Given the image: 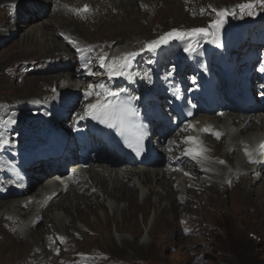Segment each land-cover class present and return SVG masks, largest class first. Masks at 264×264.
Returning <instances> with one entry per match:
<instances>
[{"label":"rangeland","instance_id":"obj_1","mask_svg":"<svg viewBox=\"0 0 264 264\" xmlns=\"http://www.w3.org/2000/svg\"><path fill=\"white\" fill-rule=\"evenodd\" d=\"M8 1L0 0V36H2V39L0 38V104L9 105L10 111L12 107L19 104L23 105L39 99H48L56 87L62 86L66 88L70 83L76 85L78 80L82 85L79 86L77 84L78 88L80 87L81 90L85 89L86 87L84 86L92 83V79L96 78L97 70L109 67L108 60H111L113 52L120 48L131 50L124 59L129 56L134 57L140 51L146 52L148 50L153 51L155 56H158L157 47L169 40L184 43V46L191 45L192 41H184L189 35L190 37L193 36L194 39H198V44L202 48L203 41L192 33L208 31L207 35H209V38L206 41V51L202 59H205L206 63L210 59L212 63L216 62L219 64V58H223L226 52L220 53L218 57L211 56L212 47L210 43H212L213 39L216 40L215 47L219 46L225 32H227L224 42H230L234 50L229 51V54L234 57L238 44L241 45L246 39L248 29L254 28L255 32L252 37L255 42L249 46L248 53L253 57L254 52L258 50V56L264 58V45L257 46L258 40L264 41V30H259L264 24V0H117L115 1L117 2L115 4L117 8H112V10L109 6L106 7L107 2L103 1H100L101 5L104 4L103 10H101L97 0L93 3L91 0H69V5L71 4V6H67L66 4L68 3H60L62 5L59 9L63 10L62 14L59 12L58 2H56V5L55 0H49L50 4L46 5L45 9H42V14L46 12L44 14L46 18L44 16L33 17L30 24V21L25 20L28 16L25 15L24 18H19L18 12L13 11L10 14V19L18 20L15 25L8 23L9 25L7 26V22H9V7L20 5L16 0ZM83 1H86L85 4L87 5L80 7L82 11H74L82 5ZM93 5L94 9H92ZM51 6H57L52 11L54 9L58 10L48 17L47 13L51 10ZM90 9L95 11V16L91 18L89 17ZM78 12L85 13L84 19L80 18L81 15ZM77 17H79L78 20L75 19ZM38 18L46 19L40 23L51 21L55 25L54 30H49V25H46L47 34L43 33L40 27L41 24L34 23ZM99 18H103V20L98 21ZM3 20L6 21L3 22ZM71 20L82 23L81 25L79 24L78 29H75L74 25L71 26ZM221 27H226V30L221 40L218 41L216 33ZM235 27H237L234 32L236 40L233 39L232 31L228 30L229 28L235 29ZM60 28L61 31H59ZM131 28L135 29V31L133 29L130 31ZM27 30H30V33L35 35L37 39L47 40L41 42V46L16 44L17 41L21 42L20 36ZM65 30L69 31L70 36L78 41L91 42L90 46L80 48L75 44H70L69 41L66 42V38L63 39L64 45L62 46L60 36H63L62 33H65ZM210 32L212 35H210ZM11 33L14 35H10ZM3 34L6 37H3ZM5 38L6 40H4ZM133 42H135L134 48L132 47ZM246 43L244 42V44ZM226 45L223 46L228 48ZM59 47L61 54L56 55L59 52L48 54L54 49H59ZM78 49L83 55L86 56L89 52L92 56L87 60L92 65H88L84 72L86 78L83 80L68 76V73H73L76 70L75 64L78 62L76 51ZM65 54L67 56L72 55L67 63L66 61L62 62ZM183 54L184 52H181L175 57ZM44 55L48 56L43 57ZM54 55L60 57L61 64L51 60L56 59ZM38 57H41L39 61ZM139 57L141 59L143 56L140 54ZM48 58L50 60L49 64H42ZM241 58L245 59L246 55H241ZM257 59L259 60L260 58ZM180 63L187 66L192 65L189 57L186 58L185 62L180 61ZM154 64L156 65V61H154ZM72 65L74 66L71 67ZM196 66L198 68L199 66L201 67V61L196 62ZM32 67V72H25V69ZM47 78H61L62 83L57 82V86L53 84L41 86L40 83L29 85V87L23 86V82L28 83L37 79ZM13 116V113L0 115V122ZM230 117L232 116L230 115ZM235 123H237V120ZM231 127V130L235 133L236 129L233 126ZM192 137L204 140V136L196 133L189 125L179 137L175 138L170 149L165 153L164 161H171V165L166 167L162 164V168H171L178 171L179 176H176L178 181L183 177L184 169H181L183 163H190V159L181 157L183 153L189 150L190 138ZM177 140L182 141L184 149L182 154L171 152L172 148L176 146ZM213 140L218 142L219 137ZM207 152L209 153L210 149ZM207 159H210V157H205L203 162L211 164ZM219 162L224 163L223 159H220ZM212 166L215 167L214 165ZM109 168L124 170L115 166H109ZM215 169L217 168L215 167ZM200 170L206 173L203 169ZM199 176L204 180L203 184L206 185V188L203 189L206 197L215 196V193L210 192V186L213 185L212 180L202 173ZM254 176V174H250V177ZM232 177L234 178V175ZM135 179L136 177L133 178V183L138 188L135 202L142 206L147 188L136 183ZM185 180L179 186V190L181 191L184 187L183 191H181L184 202L191 200L190 195H187V193L193 191L192 202H190L193 205H179L183 200L171 195L169 199L173 200L174 206L177 207L180 214L173 215V218L170 216L167 221L162 220L163 222L159 223L158 219H156V214L159 211L154 210L155 197H153V194L145 202L148 205L146 215H143L138 209L130 207L129 211L126 212L127 219L125 218L124 220L121 217L120 210L124 206L126 207V203H114L112 200L107 199L102 192L98 191V198H100L105 207L100 205L105 210L104 214L100 210L97 212L101 220L97 221L94 217L88 216L85 220L86 222L76 221L75 227L78 230L68 229L69 234L71 233L70 236H52L50 234L42 239L40 234H34L32 236L38 237V245L35 248L38 253L33 250L34 253L30 259L21 257L22 260L19 254H15L14 262L12 263L3 260L8 259L7 257L3 259L0 257V264H21L23 262L24 264H252L255 259L263 264L264 212L260 215L250 206L245 207L244 204L253 200L258 202V197L259 199L264 198V188L260 190L258 196L254 195L251 199L244 201L240 191L226 192L225 195L220 194L219 198L228 197L225 201L226 204L224 203L222 206V212L219 213L212 210L208 205L206 206V203L203 202L206 200L203 194L201 200L198 197H194V195H198L196 192L199 189L198 186H194V184L197 185V176L191 175L190 179ZM262 180L263 178L257 179L252 187L257 188ZM229 181L228 179L224 180L223 186L225 185L228 189H231L234 184L230 187L233 182L231 178H229ZM168 187L167 184H161L160 188L156 189V196L160 195L163 198ZM105 192L108 194L109 190L106 189ZM81 193L80 191L79 194ZM87 194L85 193L84 195ZM11 199L13 198L0 201V212L3 206H6V201L8 205H11ZM74 199L78 200V198ZM80 203L82 202L80 201ZM89 203L91 201H86V204ZM162 207L169 209L170 204L166 202L162 204ZM61 208L64 212L67 211L63 206ZM71 208L68 203L66 209H69V217L71 214L75 215L77 213ZM116 209L118 212H116ZM60 214L61 212L54 208L48 212V217L60 216ZM66 220L70 221V219L65 218L62 221V227L65 229L68 225ZM49 222L50 220L42 223L40 230L52 225ZM54 222L52 226L57 223L56 221ZM85 223L95 236H82L85 231ZM24 225H28L27 221L24 222ZM61 231L66 232L63 229ZM151 231H154V236H150ZM132 233L137 234V236H132ZM40 249L44 251L45 255L41 253Z\"/></svg>","mask_w":264,"mask_h":264},{"label":"bare ground","instance_id":"obj_2","mask_svg":"<svg viewBox=\"0 0 264 264\" xmlns=\"http://www.w3.org/2000/svg\"><path fill=\"white\" fill-rule=\"evenodd\" d=\"M31 1L33 0H16V2H19L20 5H14V6L9 7V12H8L9 22H7V26L9 24L15 25L16 21L18 20V19L17 20L10 19V14H12L13 11L18 12L19 18H24L25 15L28 16V18L25 20L30 21V24H31V19L33 17H39L40 16L39 14L43 12L42 9H45L44 7L50 4L51 0L50 1L49 0H46V1L44 0L36 1L35 0L33 2ZM71 1H76V0H71ZM94 1L95 0H91L92 3ZM100 1L107 2L105 6L106 7L109 6L111 10L112 8H115V9L117 8V5H115L117 3L115 1L117 0H97V2H99L98 4L101 7V10H103L104 4L101 5ZM56 2H58L59 4L58 9L62 5L60 3H68L66 5L71 6V4L69 5L70 3L69 0H55V3ZM21 3L23 4L21 5ZM85 3L86 1H83L82 5L77 7L74 11H82L80 10V7L87 5ZM51 7H52L51 10L49 11L47 10L48 17H50L51 14H54L58 10V9L55 10L56 9L55 7L57 6H54V7L51 6ZM53 8H55L54 11H52ZM92 9H94V5ZM92 9H90L91 10L90 15H89L90 18L95 16V11H93ZM62 11L63 10L59 9V12H61V14H62ZM44 14H46V12ZM44 14L42 15L44 16ZM79 14L81 15L80 18L84 19L85 13L80 12ZM132 15L134 16V14ZM78 18L79 17L75 19L78 20ZM141 18H144V17H141ZM43 20H46V19L38 18L34 23L37 22L39 24ZM101 20H103V18H99L98 21H101ZM4 21L6 20H3V22ZM81 23L82 22L80 21L77 22V21L71 20V26L74 25L75 29H78ZM40 24L39 25L42 28V32L45 34H47V30H45L46 25H49L48 29L51 31L54 30L55 28V25L51 21H47L44 23L42 22ZM132 29L133 28H131L130 31H132ZM225 30H226V27L225 28L221 27L219 31L216 33V37L218 41H220L221 38L223 37ZM59 31H61V28L59 29ZM133 31H135V29H133ZM62 34L63 36H60L62 39V41L60 42L62 46L64 45V42H63L64 38L67 39L66 42L69 41L70 44H75L80 48H86L90 46L91 44V42L84 43V42L78 41L76 38L70 36V33L67 30H65V33H62ZM10 35L13 36L14 34L11 33ZM3 37H6V36H4L3 34ZM0 38L2 39V36H0ZM20 38H21L20 40L21 42L17 41L16 44L41 46V42H44L47 40L46 39L42 41V40L37 39L35 35H32V33H30V30H27V32L22 34ZM4 40H6V38ZM184 41L185 42L192 41V44L191 45L188 44L184 46L185 45L184 43L171 41L170 43L161 45L160 56L158 59V67H155L154 62L150 61L146 57V55H144L145 60L143 64L141 65L142 68L141 67L140 68L145 69L147 66L151 67V69L148 72L145 71V76L147 78V84H146V89L144 90V92L147 95V97H145L144 99H148V98L153 99V101H150V103L154 104V102L156 101L155 105L157 107L163 106L162 101L165 100L164 95L165 97H168L170 93V92H167V90L164 88L163 82L166 80H172L173 82H175L174 77L176 76V73H174L175 75L174 77L166 76L168 75V72L173 69L174 67L173 65L177 62H180L181 60L180 58L172 60L173 54L179 53L181 51H186L188 55H191L194 57L195 60H198L201 57L205 49V44L203 43L202 48H201L198 44V39L196 38L194 39L193 36L192 37H190V35L187 36ZM169 44L170 46L168 48L162 49V47H165L166 45H169ZM215 45H216V40L214 39L212 46L215 47ZM226 46L229 47V44H227ZM60 47L59 49H54L48 54H55L57 52L59 53H57L56 55L61 54L62 52H60ZM132 47L133 48L135 47V42L132 43ZM130 51L131 50L128 51V49L120 48L116 52H113L114 54H112V57L110 58L111 59L110 63L112 65L110 66L109 69H114L115 62L121 61V58L123 57L122 54H128ZM47 56L48 55H44L43 57H47ZM149 56H151V53H149ZM71 57L72 55L67 56V54H65L62 59V62L64 61H66V63L69 62ZM55 58L56 59H51V60L57 61V63L61 64V61L59 59L60 57L55 56ZM40 59L41 57H38V61ZM48 60L49 58L47 60H44L42 64L44 63L49 64L50 60L49 61ZM238 65L239 67H242L244 65V62L240 61ZM73 66L74 65H72L71 67ZM86 69L87 68L85 67L83 69L84 71H82L83 78H86V74L84 73ZM79 74H81V72H77V70H75L73 73L71 72L68 73V76L71 78L75 77L76 79L78 77V79H80L81 75ZM186 74H187V69L184 70L183 75H181L182 79L184 78ZM197 74H198L197 72H194L193 74H191L190 79L187 81L189 84H191V88H195L196 85H198V81L196 79ZM107 77H111V75L109 74ZM97 81L100 82L99 78L92 79V83L94 85L98 83ZM57 82L62 83L61 78H58V79L57 78H47V79H42V80L37 79V80L31 81L28 83L23 82V86L29 87V85H35L37 83H40L41 86H47V85H52V84L57 86L58 85ZM187 82L185 86L188 85ZM70 84L66 88L62 86H61L62 88L59 86L56 87L55 91L52 93V96L54 97H53V100L51 99V101L57 102L58 96L60 95H62V97L65 96V98L67 96L73 97L74 95H76L77 98H79L81 94L78 93L80 92V90L79 91L77 90L78 89L77 84L81 85V83L78 80L76 82V85H72V84L70 85ZM57 89L59 90L57 91ZM95 95L96 94L85 97L83 99L84 102L81 104V106L84 105L86 102H90L91 100H93ZM79 104H80V98L76 101V105L78 106ZM76 109L77 107L75 108V110ZM8 112H9V105L1 103L0 104V115H3ZM192 120H193L192 122L195 123L199 120V118H193ZM204 120H207L209 124L213 126L210 131H200L202 133V136L206 135L207 137L204 136L203 141L197 142L192 147H195V150L198 151L199 146L202 144L203 153L199 157L197 156L198 154H195V157H190V164L188 165V170L193 175L197 176V182H196L197 185L194 184V186H198L199 189H198V192H196L198 195L197 196L194 195V197H198L201 200L202 194H203L204 197L206 198V200L203 201L204 203H206V206L208 205L212 210L218 211L220 213L222 212V209H223L222 206L228 197L227 196L224 199L219 198L218 196L220 194L225 195L226 192L231 193L232 191H240L242 195V200L244 201L246 199H251L254 195L258 196L260 193V190L264 188L263 159H260V160L255 159V161H253L254 155L257 151V146H256L257 140L259 136H261V138H264V116H261L260 114L255 115V116L245 115L243 118H241L239 116L233 115L232 117H226L223 120L202 119L201 121H204ZM235 120H238V122L235 123ZM231 126H233V128L236 129L235 133H233V130H231L232 129ZM218 137H219L218 142H215L213 139L218 138ZM178 143H179V140L176 141V146L172 148L171 152L175 153L177 149L182 148V144L181 143L178 144ZM166 149H168V144L167 146L161 147L160 152L162 151L163 153H165ZM209 149H210V152L208 153L207 151ZM205 157H210V159H207V160L210 161L211 164L207 162H203L205 160ZM220 159H223L224 163L219 162ZM107 164L109 165V163ZM165 164L169 166L171 162H165ZM212 165H214L218 170L220 169L219 170L220 173ZM161 168L162 167L160 168L147 167L143 169L142 168H138V169H130V168L128 169L127 168L126 170H121V169L118 170V168L111 169V168H108L107 166L97 165L90 172H85L88 178L85 175H83V178H86V179H82V183H79L76 188L70 189L65 194H57L49 202L46 208L42 207L44 202L47 200L46 198H48L49 195L51 196V194L59 191V187L55 182H52L50 185L53 186V188L52 190H50L51 187L49 185V180H50L49 176L47 177L48 179L44 181L40 179H36L38 186L35 191L29 194V195H34L35 200H32V202L29 203V206L26 209L21 208L20 204L26 202L28 198H30L28 196L23 199H14V198L11 199L10 202L12 206L8 205V202L6 201L5 203L6 206H3V209L0 212V257L2 259L4 257H7L8 259H3V260H7L10 263L14 262L15 254H19L20 258L22 257L23 259H27V258L30 259L31 255L34 253L33 250H35L36 246L38 245V237L32 236V235L40 234L42 236V239L44 236H48L50 234L52 236H70L71 233L69 234V231H67L68 229L78 230L75 227L76 221L86 222L85 220L86 218H88V216L94 217V219L97 221L101 220L97 212L100 210L102 214H104L105 210H103L100 207V205L104 207V204L102 203V201H100V198H98V195H97L98 191L102 192L103 195L107 197V199L112 200L114 203H120V202L126 203V207L124 206V208L120 210L121 217L124 220L125 218L127 219L126 212L129 211L130 207L134 209H138L141 213H143V215H146L148 205L145 202L151 194H153L154 195L153 197H155V203H154L155 209L154 210L159 211L156 214L157 216L156 219H158L159 223L163 222L162 220L167 221L170 216L173 218V215L175 214L179 215L180 211L177 209V207L174 206L173 200H170L169 198L171 197V195H175L177 199L183 200L181 191H183L184 187L180 191L179 186H181V183L185 182L186 180L181 179L180 181H178L176 180L177 179L176 176H179V174H176V172L171 170L170 168H166V169L165 168L161 169ZM200 169H203L204 171H206V173L203 171L200 172ZM230 169L231 171H229ZM40 172H41V175L46 174L44 173L42 168H40ZM201 173L205 174L206 176L210 178V180H212L213 185L210 186L211 187L210 192L212 191L213 193H215V196L211 195L207 198L206 195L204 194L203 189L206 188V185L203 184L204 180L199 176V174ZM250 174H254L255 176L250 177ZM233 175H234V178L232 177ZM135 177H136L135 179L136 183H138L139 185H144L147 188L146 190L147 193L145 194L143 202H142L144 204L142 206H139L135 202V197L137 198V195H138V188L133 183V178ZM229 178H231L233 182L230 187H232L234 184L233 188L231 189H228L225 185L223 186L224 180L228 179V182H230ZM260 178H263V180L259 183L257 188L252 187L255 181ZM161 184H167L169 186L163 198L160 197V195L157 197L155 194V192L157 191L156 189L160 188ZM106 189L109 190L108 194L105 192ZM80 191H82L81 194H79ZM85 193H88V194L84 195ZM192 194H193V191L188 192L187 195H190L191 200L189 201L186 200L185 202L183 200L182 202H180L179 205H186V204L187 206L189 204L193 205V203H190L192 202ZM74 198H78V200ZM80 201L82 203H80ZM86 201H91V203L86 204ZM166 202L170 204L169 209L162 207V204ZM258 202L256 200H253L250 203L244 204V206L245 207L250 206L255 211H257L258 214L262 215L264 212V209H263L264 208V198L259 199L258 197ZM68 203L72 207L71 209L77 212L75 215L71 214L70 216L71 218L69 217V209H66ZM62 206L67 211L64 212L62 208L60 209V207ZM78 207H79V211H78ZM54 208L57 211L61 212L60 216L48 217V212ZM116 212H118L117 209H116ZM39 216L42 217V222H40L38 225L35 221L37 217ZM65 218L70 219V221L66 220V224H68L66 229L62 227V221H64ZM49 220H50L49 223H51L52 225L55 223L54 221H56L57 222L56 225L55 226L50 225L44 230H40L41 224ZM26 221L28 225L25 226L24 222ZM62 229L63 231H66V232H62L61 231ZM84 230L85 231L82 233V236H95V234L92 233L90 229H88L86 223H85ZM235 233L238 234L237 231H235ZM74 234L75 236H77L76 233ZM132 236H137V234L132 233ZM150 236H154V231L150 232ZM35 253H38V252H36L35 250ZM41 253L45 255L43 250H41ZM21 264H24V262Z\"/></svg>","mask_w":264,"mask_h":264},{"label":"trees","instance_id":"obj_3","mask_svg":"<svg viewBox=\"0 0 264 264\" xmlns=\"http://www.w3.org/2000/svg\"><path fill=\"white\" fill-rule=\"evenodd\" d=\"M252 264H262V263H261V261L258 262V260L255 259V260L252 262ZM263 264H264V263H263Z\"/></svg>","mask_w":264,"mask_h":264}]
</instances>
